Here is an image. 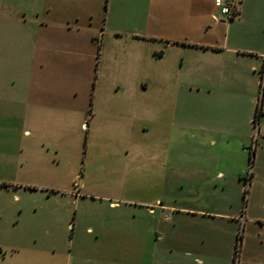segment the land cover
Returning <instances> with one entry per match:
<instances>
[{
    "label": "crops",
    "instance_id": "1",
    "mask_svg": "<svg viewBox=\"0 0 264 264\" xmlns=\"http://www.w3.org/2000/svg\"><path fill=\"white\" fill-rule=\"evenodd\" d=\"M233 1L237 15L231 19L217 12L214 0H20L15 18L21 37L34 33L31 41L37 56L32 80L43 85H37L42 98L30 99L32 109L65 103L59 100L70 95V85L57 82H67L72 71L93 90L98 80L111 81L102 91L111 85L115 96L132 98L128 100L132 139L127 154L134 152L139 144L134 139L140 136L143 165L155 168L160 162L162 187L224 193L222 200L204 197L198 202L212 206L223 202L231 207L232 198H226L231 189H237L240 208L236 212L211 217L206 210L186 208L182 215L227 221L232 247L225 257L234 262L240 232L237 264H264V139L251 149L257 104L264 97L260 83L264 0ZM11 8L6 3L4 10L11 12ZM73 48L86 51L78 66L67 73L70 59H56L54 54ZM93 109V101L86 100L81 127H89L86 122L94 118ZM261 125L264 130V116ZM160 206L167 208L162 201ZM212 231L198 238L216 244ZM158 234L155 229L153 238ZM116 239L113 234L98 236L100 248L88 252L112 262L120 252ZM133 253L137 255L128 249L124 254ZM185 253L194 256L196 264H204L203 256L220 252L207 245ZM57 258L69 264L71 252Z\"/></svg>",
    "mask_w": 264,
    "mask_h": 264
},
{
    "label": "rangeland",
    "instance_id": "2",
    "mask_svg": "<svg viewBox=\"0 0 264 264\" xmlns=\"http://www.w3.org/2000/svg\"><path fill=\"white\" fill-rule=\"evenodd\" d=\"M6 3L11 12L4 10ZM21 4L0 0V264H67L57 255L69 251V264H196L185 250L207 245L216 246L221 254L203 256L204 264H234L224 255L232 247L227 221L198 220L181 211L206 210L211 217L236 212L238 190L229 192L226 200H233L229 207L223 202L216 206L198 202L204 197L224 198L223 192L213 189L162 187L160 162L155 168L143 165L142 137L134 139L139 143L134 152L139 154H127L132 139L128 94L115 96L111 85L102 91L111 82L107 79L98 80L93 90L72 71L67 82H57L70 85V95L59 100L65 103L43 110L40 106L37 111L31 108L32 96L42 98L38 87L43 83L32 80L37 53L31 41L34 33L21 37L15 18ZM6 13L12 17L5 18ZM85 51L73 48L54 57L70 59L68 73ZM86 100L93 101L94 107L88 128L81 127ZM161 201L167 208L160 206ZM213 229L217 243H202L198 237ZM112 234L120 250L112 262L88 252L100 248L96 237ZM128 249L137 255L127 257Z\"/></svg>",
    "mask_w": 264,
    "mask_h": 264
},
{
    "label": "built area",
    "instance_id": "3",
    "mask_svg": "<svg viewBox=\"0 0 264 264\" xmlns=\"http://www.w3.org/2000/svg\"><path fill=\"white\" fill-rule=\"evenodd\" d=\"M214 5L217 9V12L222 16H225L231 19L237 15V7L233 0H214ZM260 75H261L260 83L264 91V66L261 70ZM262 116H264V97L263 96H261L257 104V114H256V117L253 123L254 132L252 136L251 149L255 148L259 140L264 139V130L261 125Z\"/></svg>",
    "mask_w": 264,
    "mask_h": 264
},
{
    "label": "trees",
    "instance_id": "4",
    "mask_svg": "<svg viewBox=\"0 0 264 264\" xmlns=\"http://www.w3.org/2000/svg\"><path fill=\"white\" fill-rule=\"evenodd\" d=\"M241 245H242V235L239 232V234L237 236V242H236L234 264H237L238 256H239L240 250H241Z\"/></svg>",
    "mask_w": 264,
    "mask_h": 264
}]
</instances>
